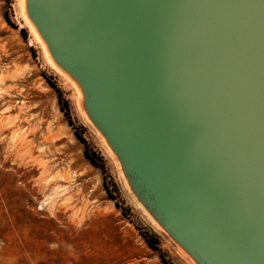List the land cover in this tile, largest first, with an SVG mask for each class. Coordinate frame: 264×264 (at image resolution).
I'll return each instance as SVG.
<instances>
[{"label": "water", "instance_id": "1", "mask_svg": "<svg viewBox=\"0 0 264 264\" xmlns=\"http://www.w3.org/2000/svg\"><path fill=\"white\" fill-rule=\"evenodd\" d=\"M26 1L152 235L264 264V0Z\"/></svg>", "mask_w": 264, "mask_h": 264}, {"label": "rangeland", "instance_id": "2", "mask_svg": "<svg viewBox=\"0 0 264 264\" xmlns=\"http://www.w3.org/2000/svg\"><path fill=\"white\" fill-rule=\"evenodd\" d=\"M21 14L0 0V264H189L166 237L150 243L155 228Z\"/></svg>", "mask_w": 264, "mask_h": 264}, {"label": "bare ground", "instance_id": "3", "mask_svg": "<svg viewBox=\"0 0 264 264\" xmlns=\"http://www.w3.org/2000/svg\"><path fill=\"white\" fill-rule=\"evenodd\" d=\"M20 5H21V9H22V13H23V16L25 18V21L27 23V26L30 27L31 31L33 32L34 34V37H35V40L41 45V47L43 48L44 52L43 54L45 53V56L47 61L54 67L56 68V70L63 74L64 71L61 69V67L54 61V58L52 57L50 51H49V47L46 43V41L43 39L42 35L40 34L39 30L37 29V27L35 26V24L33 23V21L29 18L28 14H27V10H26V4H27V1L26 0H18ZM22 15V14H21ZM22 70V69H21ZM16 73V72H15ZM10 74V73H9ZM13 74V72H12ZM10 75V77H14V75ZM66 78H68L65 74H63ZM5 77V76H4ZM71 84V83H70ZM75 90V89H74ZM78 90L80 93V96L83 97V93H82V90L80 87H78ZM77 96V95H76ZM84 114H86V111H83ZM87 115V114H86ZM107 142V141H106ZM107 147L109 148V146L107 145ZM110 149V148H109ZM59 177L61 178H65L66 176H63V175H60ZM66 180V179H65ZM58 187V186H57ZM60 194V193H59ZM54 196V195H53ZM52 199V197L50 198ZM54 200V199H53ZM45 202L48 203L49 201H47V198L45 199Z\"/></svg>", "mask_w": 264, "mask_h": 264}, {"label": "trees", "instance_id": "4", "mask_svg": "<svg viewBox=\"0 0 264 264\" xmlns=\"http://www.w3.org/2000/svg\"><path fill=\"white\" fill-rule=\"evenodd\" d=\"M24 34H25V32H24ZM146 235L148 236V238H149V240H150V243H151L152 245H154L155 243H158L157 238H156L155 236H153V235H148V234H146Z\"/></svg>", "mask_w": 264, "mask_h": 264}, {"label": "built area", "instance_id": "5", "mask_svg": "<svg viewBox=\"0 0 264 264\" xmlns=\"http://www.w3.org/2000/svg\"><path fill=\"white\" fill-rule=\"evenodd\" d=\"M39 208L41 209V208H42V206H39Z\"/></svg>", "mask_w": 264, "mask_h": 264}]
</instances>
